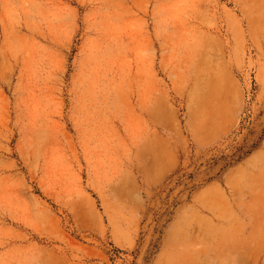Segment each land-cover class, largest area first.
<instances>
[{"label":"rangeland","instance_id":"1","mask_svg":"<svg viewBox=\"0 0 264 264\" xmlns=\"http://www.w3.org/2000/svg\"><path fill=\"white\" fill-rule=\"evenodd\" d=\"M0 264H264V0H0Z\"/></svg>","mask_w":264,"mask_h":264}]
</instances>
